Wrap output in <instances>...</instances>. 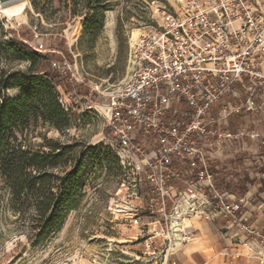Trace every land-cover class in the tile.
I'll return each instance as SVG.
<instances>
[{"label":"built area","instance_id":"built-area-1","mask_svg":"<svg viewBox=\"0 0 264 264\" xmlns=\"http://www.w3.org/2000/svg\"><path fill=\"white\" fill-rule=\"evenodd\" d=\"M157 11L161 21L131 36L127 78L107 96L125 171L109 210L155 264H176L198 225L213 222L232 243L230 264L241 248L263 264L264 232L245 209L264 192V0H178ZM245 172L261 180L246 191Z\"/></svg>","mask_w":264,"mask_h":264},{"label":"rangeland","instance_id":"rangeland-1","mask_svg":"<svg viewBox=\"0 0 264 264\" xmlns=\"http://www.w3.org/2000/svg\"><path fill=\"white\" fill-rule=\"evenodd\" d=\"M27 1L29 6L21 17L9 19L0 13L4 38H23L50 55L57 63L52 64L54 68L60 65L67 78L57 87L59 101L70 116L64 131L40 125L37 132H47L53 144L76 143L78 150L89 154L80 191L61 227L47 239L39 242L28 237L24 231H31L29 227L3 213L0 264H155L143 256L142 244L130 240L136 229L109 210V201L125 171L108 128L107 96L113 86L127 78L131 36L161 21L159 7L174 9L178 0H111L96 37L83 32V17L73 16L60 0H52L51 8L47 4L44 12ZM8 65L21 70L29 66L20 59ZM19 92L9 91L12 96ZM89 104L94 107L88 108ZM34 139L36 143L42 141L41 136ZM53 172L65 174L62 168ZM246 173L244 191L248 190L247 183L261 182Z\"/></svg>","mask_w":264,"mask_h":264},{"label":"trees","instance_id":"trees-1","mask_svg":"<svg viewBox=\"0 0 264 264\" xmlns=\"http://www.w3.org/2000/svg\"><path fill=\"white\" fill-rule=\"evenodd\" d=\"M60 1L73 16L83 17V32L93 37L111 8V0ZM31 2L41 12L52 6V0ZM4 32L0 19V219L7 212L15 223L31 229L24 231L28 237L40 242L63 224L82 186L89 151L78 150L76 143L53 144L47 132H37L40 125L68 128L69 112L57 90L67 77L52 66L50 55L23 38L6 40ZM15 59L27 61L28 68L10 67L8 62ZM12 89L19 94L12 96ZM37 136L42 138L39 143L34 141ZM54 168L65 174L55 175ZM246 181L242 177L238 187L244 189Z\"/></svg>","mask_w":264,"mask_h":264},{"label":"crops","instance_id":"crops-1","mask_svg":"<svg viewBox=\"0 0 264 264\" xmlns=\"http://www.w3.org/2000/svg\"><path fill=\"white\" fill-rule=\"evenodd\" d=\"M245 215L257 230L264 232L263 187L254 195L252 205L246 207ZM198 228L197 237L178 254L176 264H230V257L225 256L224 251L231 249L232 243L224 237L221 223H202ZM241 251L244 255L237 258L234 264H262L258 257L248 255L247 249L241 248Z\"/></svg>","mask_w":264,"mask_h":264},{"label":"bare ground","instance_id":"bare-ground-1","mask_svg":"<svg viewBox=\"0 0 264 264\" xmlns=\"http://www.w3.org/2000/svg\"><path fill=\"white\" fill-rule=\"evenodd\" d=\"M27 6H29L27 0H13L5 4L0 3V13L9 19L18 18L25 14Z\"/></svg>","mask_w":264,"mask_h":264},{"label":"water","instance_id":"water-1","mask_svg":"<svg viewBox=\"0 0 264 264\" xmlns=\"http://www.w3.org/2000/svg\"><path fill=\"white\" fill-rule=\"evenodd\" d=\"M10 1H13V0H0V3L5 4V3H8Z\"/></svg>","mask_w":264,"mask_h":264}]
</instances>
